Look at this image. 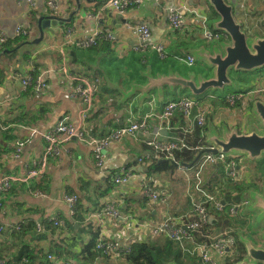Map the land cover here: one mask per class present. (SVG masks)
I'll return each instance as SVG.
<instances>
[{
    "label": "crops",
    "instance_id": "1",
    "mask_svg": "<svg viewBox=\"0 0 264 264\" xmlns=\"http://www.w3.org/2000/svg\"><path fill=\"white\" fill-rule=\"evenodd\" d=\"M108 1L56 0L58 9L53 10L44 0L35 6L28 5L25 0H0V35L4 33L8 39L28 36L25 42L7 50L3 47L2 51L0 45V68L4 74L0 82V179L5 176L25 177L27 170L43 155L47 141L42 133L64 117H68L74 126L82 125L94 137L106 136L118 127L146 119L150 131H159L163 138H174L192 127V120L185 118L179 110L167 121H161L159 115L168 102L186 97L198 101L208 111L202 132L206 147L211 146L206 143L210 127L220 135L224 126L229 130L237 126L240 132L246 133L253 127L262 129L252 113L254 100L249 105H230L225 97L264 86V69L236 73V87L210 91L199 99L179 95L191 91L181 85L163 84L150 88L152 79L164 76L189 78L195 74L209 75L205 72L208 56L231 43L229 37L206 39L201 18L192 12L195 10L207 15L209 28L217 31L215 25L220 16L210 0H133L124 12L106 7ZM225 1L233 5L236 19L249 37L264 38V0ZM172 8L185 14L186 21L181 29H174L169 23L168 12ZM47 15L65 20L66 24L56 30L45 28L41 31L38 20ZM90 15H98L94 27L88 21ZM126 23L148 25L150 39L143 41L126 27ZM19 26H23L27 33L17 35ZM69 28L74 33L101 28L110 38L83 48L76 41L66 40ZM157 44L163 45L165 58H161L154 48ZM137 46L143 49L138 50ZM188 54L195 56L191 65L185 61ZM41 73L48 83L47 88L41 94L23 91L22 79L28 74ZM78 77L100 80L93 107L85 117L82 114L86 105L81 99L71 96V88ZM257 97L264 99L260 94L254 95V99ZM143 137V134L126 136L110 144L102 168L96 166L86 144L71 139L62 145L61 156L49 161L44 175L13 180L7 191H0L3 205L0 227H4L0 229L2 263L16 264L22 252L42 257L52 252L55 258H48L51 264H65V261L79 264L80 251L95 232L99 233V238L126 244L145 241L158 236L151 231L157 222L179 221L200 204L207 207L210 215V222L204 226L201 235L213 233L216 236L221 226L232 225L235 228L233 255L220 259V264L239 261L245 253L242 238L255 243L254 235L260 231L264 221L260 220L256 227L253 226L254 213L246 210L251 200L246 198L247 203L232 218H228L225 211L216 212L211 204L205 203V199L213 195L227 205L241 201L236 199V191L228 192V183H241L247 191L264 195V157L250 160L246 155H236L247 162L241 164L235 158L239 168L236 182L226 177L222 164L216 163H207L197 178L202 156L192 165H182L176 160L173 161L178 165L175 169L149 174L147 169L152 163H165L169 159L139 163L137 158L148 149L143 147ZM19 140L24 142V147L16 156L15 145ZM124 169L131 173L129 180L116 184L114 176ZM146 185L162 193L164 202H152L145 197ZM102 191L108 192L100 196ZM73 193L80 198L82 219H74L75 230L67 224L55 228L51 223L53 217L73 221L68 219L69 204L64 197ZM107 199L118 203L122 217L110 218L102 213ZM250 222L253 227H250ZM17 223L24 225L21 230L14 228ZM38 224L41 228H37ZM195 239L202 241L200 236ZM63 241L71 247L64 250ZM188 245L191 254L185 253L197 256L192 251L194 243L188 242ZM100 258L98 263L105 264L106 259ZM121 258L110 256L109 260L111 264H119ZM198 261L203 264L199 257ZM43 262H46L45 258ZM31 264H40V260Z\"/></svg>",
    "mask_w": 264,
    "mask_h": 264
},
{
    "label": "built area",
    "instance_id": "2",
    "mask_svg": "<svg viewBox=\"0 0 264 264\" xmlns=\"http://www.w3.org/2000/svg\"><path fill=\"white\" fill-rule=\"evenodd\" d=\"M28 5L35 6L40 0H25ZM42 1V0H41ZM53 10H57L56 0H44ZM139 2L140 0H136ZM133 3V0H109L106 3V7H113L120 12H124L129 5ZM197 16L202 20L203 33L206 39H221L227 38L228 35L219 31H213L208 26V17L205 14H200L193 10ZM94 19L98 15H92ZM169 23L174 29H181L185 24V14L179 9H170L168 12ZM126 27L136 33L143 41L150 39L151 31L148 25H131L126 23ZM27 30L23 26H19L17 29V35L26 34ZM66 40L69 42L76 41L77 45L83 48L98 45L103 39L110 38L108 34H105L101 28H95L87 33H74L72 28H69L65 34ZM84 37L83 39H81ZM8 37L2 33L0 35V45L3 46ZM81 39V40H79ZM161 58L166 57V52L163 45L157 44L154 46ZM136 49L141 50L143 48L137 46ZM188 64H193L195 58L193 55L188 54L185 58ZM99 79H93L91 81L78 77L77 83L71 88V96L81 99L86 105V110L83 111L82 116L85 117L88 110L92 109L95 95L98 91ZM48 86L43 73L38 75L28 74L22 79V89L25 92H34L35 94H41ZM260 94L264 96V86L256 90H249L247 92H240L236 94H230L225 97L226 101L230 105L250 104L254 100V95ZM181 111L183 116L192 120V127L186 128L184 133L174 138H163L159 131H150L149 123L146 119L140 122H132L130 125L118 127L108 135L103 137L90 136L87 130L82 126H74L70 123L68 117L60 119L51 129L42 133V136L47 141L42 157L34 163V166L27 170L26 176L17 178L13 176H5L0 179V191H7L11 187V182L16 179L28 180L30 178H38L46 173L48 163L51 159H56L61 156L62 145L70 141L71 139H77L78 141L86 144L90 149L91 155L94 159V163L97 167L102 168L106 160V151L110 144L121 141L126 136H137L143 134V142L148 146V149L143 151L137 158L141 164L167 158L172 161H176L175 153L183 149H192L188 137L193 135L198 128H204L207 121L208 111L205 107L196 100H191L183 97L176 101L168 102L162 113L159 115L161 121H167L174 116L175 111ZM24 147L23 141H17L15 145L14 155L19 156ZM203 148V147H202ZM207 148V147H204ZM203 148V149H204ZM207 163L222 164L224 166V173L231 181L236 182L239 179L238 163L235 159V155H230L225 152L218 151L204 152L201 157V165L199 171L196 173V177L200 178V171ZM131 176L129 170L124 169L120 174L114 176L116 184L126 183ZM144 195L152 202H164L163 194L155 190L153 187L146 185L144 187ZM69 204L68 219L71 218L76 212V203L78 196L66 195L65 197ZM205 203L212 205L216 212H227L228 218L234 217L238 211L244 206L247 201H235V203L227 205L225 202L216 199L213 195L208 196L205 199ZM2 204L0 203V209ZM102 213L110 218H119L123 216L121 208L118 203L113 199H107L103 203ZM55 225H63L65 219L53 217ZM210 222V215L205 205H195V208L189 214L181 217L179 221L174 219L164 220L157 222L152 226L151 231L154 235H167L171 239L179 242L192 241L194 243L192 251L197 254L200 261L203 264H220V259H225L233 255V249L236 244L235 228L232 225L221 226L218 235L213 233H207V235H201L204 230V226ZM20 223L15 225V229L20 228ZM4 227H0L3 229ZM37 228H41L38 224ZM200 238L202 241H198L195 238ZM97 248L102 249L105 254L111 256H118L130 251V246L124 244L118 240H103L99 238L97 241ZM218 256L219 258H216ZM49 258L54 259L55 255H49ZM26 261V260H23ZM0 264H3L0 261ZM22 264V263H21ZM65 264H73L67 262Z\"/></svg>",
    "mask_w": 264,
    "mask_h": 264
},
{
    "label": "water",
    "instance_id": "3",
    "mask_svg": "<svg viewBox=\"0 0 264 264\" xmlns=\"http://www.w3.org/2000/svg\"><path fill=\"white\" fill-rule=\"evenodd\" d=\"M211 5L220 16V21L216 23L217 31H222L231 39V43L225 45L219 52L209 55V62L206 65L207 76L201 74L191 75L189 78L182 76H164L152 79L150 88L169 84L171 86L181 85L189 88L195 95L207 94L210 91L223 90L225 87H236V73L246 71H256L264 68V38L249 37L243 26L236 19L234 7L225 0H210ZM84 16H87L84 15ZM94 18L88 16V21L95 26ZM65 20H59L52 15L43 16L38 21V27L43 31L45 28L56 30L58 26H64ZM194 56V55H193ZM195 57V56H194ZM252 113L261 130L256 127L249 132H240L236 126L229 130L224 126L220 135L216 129L210 127L206 136V143L211 145L199 152L195 160L189 165L194 164L203 152L218 151L230 155H246L250 160L261 159L264 157V99L257 97L252 102ZM162 159V162H165ZM264 184V177H263ZM255 191H245L244 198L251 200L247 211L253 212V226L260 220L264 221V195ZM264 229V222L262 225ZM245 244V253L241 259L232 264H264V230L257 235L260 244L253 243L246 238H242ZM170 264H176L172 262Z\"/></svg>",
    "mask_w": 264,
    "mask_h": 264
},
{
    "label": "trees",
    "instance_id": "4",
    "mask_svg": "<svg viewBox=\"0 0 264 264\" xmlns=\"http://www.w3.org/2000/svg\"><path fill=\"white\" fill-rule=\"evenodd\" d=\"M40 19V18H39ZM39 21V20H38ZM28 39V36H20L8 39L4 45L2 46L4 49H9L12 46L22 44ZM4 77L3 70L0 68V82L2 81ZM30 92V91H28ZM203 130L204 128H198L196 129L195 133L193 135H190L188 137L190 146L192 149H183L181 151H177L175 153L176 160L180 164L189 165L192 163L197 154L203 150L205 145V137L203 136ZM144 149L148 148L146 144H143ZM203 147V148H202ZM176 165L172 160H167L165 163H159L158 161H155L152 163L147 171L149 174H153L155 172H159L166 169H175ZM178 166V165H177ZM112 187H110V190ZM230 190H234L237 192L236 199L240 200L244 198V193L247 190V187L244 185H241V183H238L236 185H233L231 183H228V192ZM103 192V191H102ZM108 192V191H107ZM107 192L100 193V196L106 195ZM69 195H76L77 194H69ZM2 204V202L0 201ZM80 198L78 196V201L76 203V212L71 217L73 221L66 220L64 225H69L71 230H75L74 227V219H82V211L80 209ZM3 206V205H2ZM87 217V215H86ZM84 216V220L86 219ZM58 218H63L58 216ZM51 223L55 228H59L62 226H58L54 224V221L51 220ZM21 225V223H20ZM24 225L20 226V230L23 228ZM99 239V233L95 232L92 234L91 240L82 247V250L80 253L82 254L79 258V264H99L98 260L102 259L100 257H103L106 259L104 262L105 264H111V261L109 260L110 256L109 254H105L102 249L97 248V241ZM103 240L107 241L110 239H105L103 237ZM193 243L192 241H188ZM188 242H176L172 240L171 238H168L166 235H158L154 236L151 239H147L145 241H134L131 243H128L130 246V251L126 252L124 254H120L116 257L121 256V260L119 261V264H170L172 262H175L176 264H200L198 261V257L193 255L189 256L185 252L191 254L190 246L188 245ZM63 249L65 250V247H71V245L67 241H63ZM186 249V250H184ZM52 252L50 253V255ZM58 254V253H57ZM61 256V253H59ZM44 257L35 254L30 255V252H22L21 255L17 259L16 264H31L32 262H36L40 260V264H51L49 261L48 254L43 255ZM114 257V256H112ZM43 258L46 259V262H43ZM49 258V259H48ZM241 258V256H240ZM5 260V258H3ZM26 260V261H23ZM1 261V260H0ZM6 262V260H5ZM66 263L69 261H65Z\"/></svg>",
    "mask_w": 264,
    "mask_h": 264
},
{
    "label": "rangeland",
    "instance_id": "5",
    "mask_svg": "<svg viewBox=\"0 0 264 264\" xmlns=\"http://www.w3.org/2000/svg\"><path fill=\"white\" fill-rule=\"evenodd\" d=\"M264 69V68H263ZM221 92V91H220ZM182 94H184V95H187L188 97L190 96V97H194V98H201V95H195V94H193L191 91H184V92H181L179 95H182ZM175 96H178V94H175ZM235 158L236 159H238V161L241 163V164H246L247 162H245L244 160H242V158L240 157V156H235ZM64 197H66V196H64ZM63 197V198H64ZM246 223V221H244V224ZM128 243H131V242H128ZM124 244H126V243H124Z\"/></svg>",
    "mask_w": 264,
    "mask_h": 264
},
{
    "label": "flooded vegetation",
    "instance_id": "6",
    "mask_svg": "<svg viewBox=\"0 0 264 264\" xmlns=\"http://www.w3.org/2000/svg\"><path fill=\"white\" fill-rule=\"evenodd\" d=\"M245 198H243V199H241V200H244ZM253 221V220H252ZM249 225H250V227H253L252 225H251V222L249 223ZM264 229L261 227V229H260V231L257 233V234H255L254 236H256V238H255V243H257V244H260V241L259 240H257V235L261 232V231H263ZM168 238H170L169 236H167ZM173 240V239H172ZM174 241H176V240H174ZM176 242H178V241H176ZM244 254V253H243Z\"/></svg>",
    "mask_w": 264,
    "mask_h": 264
}]
</instances>
